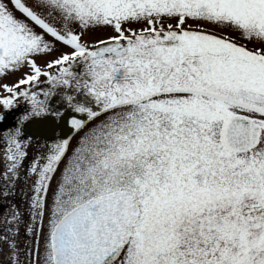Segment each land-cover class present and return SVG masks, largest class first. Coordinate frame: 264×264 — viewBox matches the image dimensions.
<instances>
[{"label": "snow or ice", "instance_id": "6c2138e0", "mask_svg": "<svg viewBox=\"0 0 264 264\" xmlns=\"http://www.w3.org/2000/svg\"><path fill=\"white\" fill-rule=\"evenodd\" d=\"M0 142V264H264V0H0Z\"/></svg>", "mask_w": 264, "mask_h": 264}, {"label": "rangeland", "instance_id": "374dc122", "mask_svg": "<svg viewBox=\"0 0 264 264\" xmlns=\"http://www.w3.org/2000/svg\"><path fill=\"white\" fill-rule=\"evenodd\" d=\"M51 39V38H50ZM16 79V76L15 75H9L8 78H7V82L8 83H12L14 80ZM41 87H44V85H41ZM89 127H91V124H89ZM83 133H80L78 136H76L71 142H72V145L73 147L76 146V142L77 140H79L80 136H82ZM0 144H2V142H0ZM31 163V159L28 160V164ZM0 167H2V165H0ZM3 211H4V207L2 205H0V215L3 214Z\"/></svg>", "mask_w": 264, "mask_h": 264}, {"label": "water", "instance_id": "95a60500", "mask_svg": "<svg viewBox=\"0 0 264 264\" xmlns=\"http://www.w3.org/2000/svg\"><path fill=\"white\" fill-rule=\"evenodd\" d=\"M71 127V125H68V126H62L61 128L57 129L58 130H61L64 133H68L69 135H71V133L69 132V128Z\"/></svg>", "mask_w": 264, "mask_h": 264}, {"label": "flooded vegetation", "instance_id": "af4514ba", "mask_svg": "<svg viewBox=\"0 0 264 264\" xmlns=\"http://www.w3.org/2000/svg\"><path fill=\"white\" fill-rule=\"evenodd\" d=\"M61 135H62V134H61ZM78 135H79V134H77L76 136H78ZM76 136H75V137H76ZM75 137H74V138H75ZM78 137H79V136H78ZM74 138H73V139H74ZM76 138H77V137H76ZM73 139H72V140H73Z\"/></svg>", "mask_w": 264, "mask_h": 264}]
</instances>
